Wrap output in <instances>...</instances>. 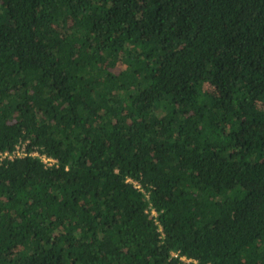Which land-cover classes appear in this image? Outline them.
<instances>
[{
    "label": "trees",
    "instance_id": "obj_1",
    "mask_svg": "<svg viewBox=\"0 0 264 264\" xmlns=\"http://www.w3.org/2000/svg\"><path fill=\"white\" fill-rule=\"evenodd\" d=\"M19 141L0 264H264V0H0Z\"/></svg>",
    "mask_w": 264,
    "mask_h": 264
},
{
    "label": "built area",
    "instance_id": "obj_2",
    "mask_svg": "<svg viewBox=\"0 0 264 264\" xmlns=\"http://www.w3.org/2000/svg\"><path fill=\"white\" fill-rule=\"evenodd\" d=\"M25 155H31V156H36L39 158V160L43 163V166L44 167H48V166H51V165H55L56 164V159L52 158V157H49L45 154H41L39 153L37 150L33 149V150H30V151H27L26 149V142H21L19 141L18 143H16L14 145L13 148L11 149H8V150H0V162H7V161H11L15 158H19L21 156H25ZM134 185L136 187H139L138 183L137 182H133ZM146 212H149L151 216H155L156 215V212L155 210L150 207L149 209L146 210ZM158 228V232H162V228L160 226V224L155 221ZM170 255L171 257H177L179 261L181 262H184V263H189V262H192L194 264H197V261L195 259H192V258H188L184 255H178V252L176 251H171L170 252ZM209 264V263H207Z\"/></svg>",
    "mask_w": 264,
    "mask_h": 264
}]
</instances>
